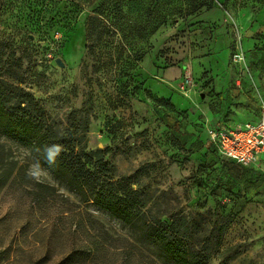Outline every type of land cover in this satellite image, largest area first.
Returning a JSON list of instances; mask_svg holds the SVG:
<instances>
[{"label": "rangeland", "instance_id": "1", "mask_svg": "<svg viewBox=\"0 0 264 264\" xmlns=\"http://www.w3.org/2000/svg\"><path fill=\"white\" fill-rule=\"evenodd\" d=\"M0 78L57 142L101 151L142 221L85 201L0 133V264H177L144 231L157 219L208 264H264V164L207 142L264 107V0H0Z\"/></svg>", "mask_w": 264, "mask_h": 264}, {"label": "trees", "instance_id": "2", "mask_svg": "<svg viewBox=\"0 0 264 264\" xmlns=\"http://www.w3.org/2000/svg\"><path fill=\"white\" fill-rule=\"evenodd\" d=\"M34 105L35 100L30 93L0 78V133L30 147L41 166L46 167L61 183L82 195L85 201L93 200L101 209L131 228H136L142 221L138 219L139 207L131 195L132 190L124 183L113 181L108 165L103 159H95L101 151L90 154L77 152L73 146L57 142L53 133L45 129L44 123L35 114ZM51 144L63 146L54 166H49L42 154L44 146ZM103 171H108V174L103 175ZM11 175L12 169L3 184ZM143 224L149 241L168 260L177 264H208L210 261V251L193 245L188 230L180 232L175 228L176 222L166 224L157 219L155 222L144 221Z\"/></svg>", "mask_w": 264, "mask_h": 264}, {"label": "built area", "instance_id": "3", "mask_svg": "<svg viewBox=\"0 0 264 264\" xmlns=\"http://www.w3.org/2000/svg\"><path fill=\"white\" fill-rule=\"evenodd\" d=\"M207 142L222 158L237 165L257 167L264 164V107L258 123L235 127L212 126Z\"/></svg>", "mask_w": 264, "mask_h": 264}, {"label": "clouds", "instance_id": "4", "mask_svg": "<svg viewBox=\"0 0 264 264\" xmlns=\"http://www.w3.org/2000/svg\"><path fill=\"white\" fill-rule=\"evenodd\" d=\"M63 151V146L60 144H51V145H45L42 151L44 161L49 166H54L57 162V158L60 156V154ZM33 168H40L39 164H34L29 169V175L32 176L34 179L39 178V172H33ZM40 171H43V169H40Z\"/></svg>", "mask_w": 264, "mask_h": 264}, {"label": "crops", "instance_id": "5", "mask_svg": "<svg viewBox=\"0 0 264 264\" xmlns=\"http://www.w3.org/2000/svg\"><path fill=\"white\" fill-rule=\"evenodd\" d=\"M261 115H262V108H261V111H259L258 115H251L250 113H247L246 111L243 110V111H240L239 113H237V115L235 116L234 122H236V124H224L223 123L220 125H224L227 127H235V126H238L241 124H246V123L256 124L259 122ZM216 126H218V125H216Z\"/></svg>", "mask_w": 264, "mask_h": 264}, {"label": "water", "instance_id": "6", "mask_svg": "<svg viewBox=\"0 0 264 264\" xmlns=\"http://www.w3.org/2000/svg\"><path fill=\"white\" fill-rule=\"evenodd\" d=\"M56 63H57L59 66L64 67V63L62 62L61 59H57V60H56Z\"/></svg>", "mask_w": 264, "mask_h": 264}]
</instances>
